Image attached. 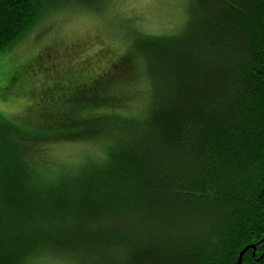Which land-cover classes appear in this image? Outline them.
I'll return each mask as SVG.
<instances>
[{
    "label": "trees",
    "instance_id": "trees-1",
    "mask_svg": "<svg viewBox=\"0 0 264 264\" xmlns=\"http://www.w3.org/2000/svg\"><path fill=\"white\" fill-rule=\"evenodd\" d=\"M107 2L0 0V52L51 12ZM186 7L110 68L135 64L138 108L115 71L45 87L26 126L0 116V264H238L247 247L241 264H264V0ZM90 138L101 153L76 170L39 156Z\"/></svg>",
    "mask_w": 264,
    "mask_h": 264
},
{
    "label": "rangeland",
    "instance_id": "rangeland-1",
    "mask_svg": "<svg viewBox=\"0 0 264 264\" xmlns=\"http://www.w3.org/2000/svg\"><path fill=\"white\" fill-rule=\"evenodd\" d=\"M186 1L172 3L171 0H156L155 3L137 4L135 0H108L99 16L91 11L71 8L51 12L19 44L0 52L3 79L6 85H10L5 93L3 108L0 109L2 116L26 126L27 118H32L34 112L48 108L49 100L44 96L45 87H52L60 81L73 82L77 77L103 78L101 84L105 87L109 86L110 75L115 71L122 77L119 84L126 90L137 93L130 103L138 108L145 83L130 77L135 64L130 62L123 69H117L118 65L115 69L110 68L131 46L134 32L154 33L166 29L170 31V28L175 30L174 27L181 22L187 9ZM109 69L112 70L111 73L100 77ZM14 75L17 76L15 81ZM114 85L112 81L110 86L113 91ZM93 88L94 85L89 86L86 92L80 94L90 95ZM98 144L92 138L77 142L70 140L50 143L39 150V156H45L47 169H59L62 164H69L74 169L80 165L82 155H100ZM31 264L76 263L48 256Z\"/></svg>",
    "mask_w": 264,
    "mask_h": 264
},
{
    "label": "snow or ice",
    "instance_id": "snow-or-ice-1",
    "mask_svg": "<svg viewBox=\"0 0 264 264\" xmlns=\"http://www.w3.org/2000/svg\"><path fill=\"white\" fill-rule=\"evenodd\" d=\"M125 2H131V0H125ZM135 2L137 4H149V3H155L156 0H135ZM172 3H183L184 0H171ZM102 5L101 4H97V8L99 9ZM4 73L2 71V69H0V109L3 108V101H4V97H5V93L7 91V88L10 85H6L3 79ZM3 113L0 112V116H2Z\"/></svg>",
    "mask_w": 264,
    "mask_h": 264
},
{
    "label": "water",
    "instance_id": "water-1",
    "mask_svg": "<svg viewBox=\"0 0 264 264\" xmlns=\"http://www.w3.org/2000/svg\"><path fill=\"white\" fill-rule=\"evenodd\" d=\"M248 248H249V247L245 248V249L241 252L240 257H239V262H238V264H241L242 255L244 254V252H245Z\"/></svg>",
    "mask_w": 264,
    "mask_h": 264
}]
</instances>
